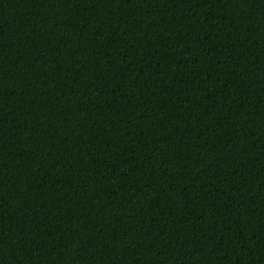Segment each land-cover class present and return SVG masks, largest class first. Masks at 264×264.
Masks as SVG:
<instances>
[{"label": "trees", "instance_id": "trees-1", "mask_svg": "<svg viewBox=\"0 0 264 264\" xmlns=\"http://www.w3.org/2000/svg\"><path fill=\"white\" fill-rule=\"evenodd\" d=\"M0 264H264V0H0Z\"/></svg>", "mask_w": 264, "mask_h": 264}]
</instances>
